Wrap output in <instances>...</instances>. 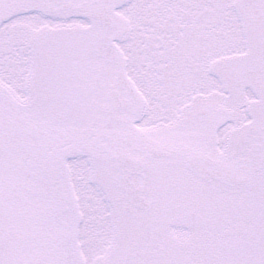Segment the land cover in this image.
Returning a JSON list of instances; mask_svg holds the SVG:
<instances>
[{
	"label": "flooded vegetation",
	"instance_id": "1",
	"mask_svg": "<svg viewBox=\"0 0 264 264\" xmlns=\"http://www.w3.org/2000/svg\"><path fill=\"white\" fill-rule=\"evenodd\" d=\"M19 1L21 16L68 15L92 25L58 43L48 29H21V116L66 134L24 161L35 218L21 232L35 241L36 264H232L230 247L217 252L215 244L234 237L257 243L235 264H264V223L246 236L234 229L249 211L264 222V90L245 79L264 84V0H239L244 50L221 73L222 61H212L209 84L201 83V47L180 41V25L168 30L157 60L151 25L112 29L119 12L181 17L184 0ZM102 2L111 29L81 14ZM218 80L228 106L196 110ZM57 97L68 101L55 105ZM242 97L251 99L237 121L234 101ZM27 98L44 99L34 105L39 114L27 113Z\"/></svg>",
	"mask_w": 264,
	"mask_h": 264
},
{
	"label": "rangeland",
	"instance_id": "2",
	"mask_svg": "<svg viewBox=\"0 0 264 264\" xmlns=\"http://www.w3.org/2000/svg\"><path fill=\"white\" fill-rule=\"evenodd\" d=\"M194 1L184 0L183 16L170 17L166 22H163L160 17L147 19L143 14L132 15V13L122 14L119 12L118 15L112 16V29H142L143 31L145 25H151L153 34L148 41L150 44L148 48L152 51L154 59L157 60L161 58L160 53L164 52L168 30L175 24L180 25L182 29H185V35L180 38V41L182 40L185 45L198 44L201 47V83L209 84L211 80L206 75V72L212 61H222L218 62V70L221 73V70H226L227 59L231 55L238 54L244 50L240 43L246 40L243 28L245 24L239 13V0H201L200 4ZM211 21H216V25H212ZM164 25L166 27L162 29L161 27ZM38 26L41 29H48L50 36L55 34L57 36L55 42L57 43L66 39L71 33L76 34L77 32H82V29H92V25L89 22L75 20L68 15H54L39 19L33 15L21 16V14H15L0 24V92L9 96L18 105L20 113L21 100H24L21 98V29L29 31V29H35ZM139 41H136L137 45H139ZM62 48L55 49V52L58 53V58L62 56ZM173 53L176 54L177 51L174 50ZM139 58L137 57L138 68H140ZM127 69H129V66H127ZM74 71L76 72L75 66ZM224 90L220 80H218L216 89L212 91L213 93L202 97L200 105H196L195 109L204 108L209 102L220 108L228 106L227 95ZM75 99L77 98L73 96L70 100L74 101ZM250 99L248 97L235 99L234 109L236 107L241 108L236 112L235 120H243L242 105H245ZM36 100V103H38V100L43 102L44 99L38 98ZM26 101L30 107L27 113L39 114L35 111L37 110L34 106L36 104L35 99L27 98ZM52 101L55 105H60L67 102L68 98L57 97L53 98ZM193 115L194 112L191 114L186 113L187 118H192ZM249 213L251 215L249 219L245 217L240 219L239 217L234 221V229L240 230L239 233L243 236L248 233L258 232V228L264 223L261 217L255 215L253 219L252 212L249 211ZM254 244H257L254 238L246 241L245 237H242L241 240H237L234 237L231 240L217 241L215 249L219 252L221 245L230 247L231 252L226 256H228L230 263L235 264V260L238 257L250 258L254 254Z\"/></svg>",
	"mask_w": 264,
	"mask_h": 264
},
{
	"label": "water",
	"instance_id": "3",
	"mask_svg": "<svg viewBox=\"0 0 264 264\" xmlns=\"http://www.w3.org/2000/svg\"><path fill=\"white\" fill-rule=\"evenodd\" d=\"M98 11L103 15L98 16ZM14 12H21L20 1L0 0V23ZM110 12L111 8L105 7L104 2L81 10L83 17L99 20L103 29H111ZM245 79L264 90L258 77L248 74ZM63 142H66L63 130L24 119L17 105L8 96L0 95V264H36L39 251L34 247L35 241L21 232L24 222L34 223L35 218V200L26 183L24 161L41 158L49 148ZM161 149L158 154H170V149ZM45 247L44 244L41 252Z\"/></svg>",
	"mask_w": 264,
	"mask_h": 264
}]
</instances>
